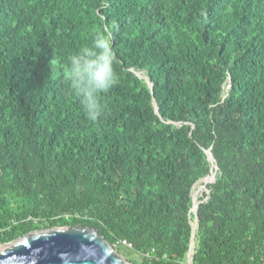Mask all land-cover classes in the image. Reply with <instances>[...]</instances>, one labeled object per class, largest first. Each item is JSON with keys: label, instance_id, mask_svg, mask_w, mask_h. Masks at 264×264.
<instances>
[{"label": "trees", "instance_id": "obj_1", "mask_svg": "<svg viewBox=\"0 0 264 264\" xmlns=\"http://www.w3.org/2000/svg\"><path fill=\"white\" fill-rule=\"evenodd\" d=\"M98 31L117 82L93 125L64 73ZM208 149L194 264H259L264 0H0V244L91 227L135 264H188Z\"/></svg>", "mask_w": 264, "mask_h": 264}, {"label": "water", "instance_id": "obj_2", "mask_svg": "<svg viewBox=\"0 0 264 264\" xmlns=\"http://www.w3.org/2000/svg\"><path fill=\"white\" fill-rule=\"evenodd\" d=\"M136 75L146 80L153 90L150 78L136 72ZM158 112V109H156ZM208 160L215 169L212 183L216 182L219 166L211 151L206 150ZM212 173V172H211ZM208 177V176H207ZM205 177V178H207ZM204 178V179H205ZM203 179V180H204ZM196 186V185H195ZM194 186V188H195ZM208 193H210L208 189ZM199 200L194 209L195 220L192 222L193 236L188 254V264H194L195 235L199 222L200 204L207 201ZM0 264H135L121 254L99 230L91 227H52L34 230L5 244H0Z\"/></svg>", "mask_w": 264, "mask_h": 264}, {"label": "clouds", "instance_id": "obj_3", "mask_svg": "<svg viewBox=\"0 0 264 264\" xmlns=\"http://www.w3.org/2000/svg\"><path fill=\"white\" fill-rule=\"evenodd\" d=\"M115 62L112 35L108 31L92 33L90 43L65 59L64 75L71 94L82 114L93 125L104 117L102 99L117 82Z\"/></svg>", "mask_w": 264, "mask_h": 264}, {"label": "rangeland", "instance_id": "obj_4", "mask_svg": "<svg viewBox=\"0 0 264 264\" xmlns=\"http://www.w3.org/2000/svg\"><path fill=\"white\" fill-rule=\"evenodd\" d=\"M140 74H142V73H140ZM143 75V74H142ZM214 170V171H213ZM212 170V173L207 177V178H205V179H207V180H201V181H199L197 184H196V186H195V188H194V191H193V194H194V196H195V202H194V205H195V203H196V201H198L199 202V200H200V198L202 197V196H204V194L205 193H208V188H207V186L209 185V184H211V181H213V178H212V176H213V174L215 173V169H213ZM215 175V174H214ZM125 253V252H124ZM126 254V253H125Z\"/></svg>", "mask_w": 264, "mask_h": 264}, {"label": "built area", "instance_id": "obj_5", "mask_svg": "<svg viewBox=\"0 0 264 264\" xmlns=\"http://www.w3.org/2000/svg\"><path fill=\"white\" fill-rule=\"evenodd\" d=\"M123 243L125 244V245H128V246H132L130 243H128L127 241H123ZM259 264H264V245H263V247H262V249H261V255H260V261H259Z\"/></svg>", "mask_w": 264, "mask_h": 264}, {"label": "bare ground", "instance_id": "obj_6", "mask_svg": "<svg viewBox=\"0 0 264 264\" xmlns=\"http://www.w3.org/2000/svg\"><path fill=\"white\" fill-rule=\"evenodd\" d=\"M214 174H213V176H212V178L214 179ZM205 180H207V179H205ZM212 182V181H211ZM197 205H198V201H196V203H195V206H194V209L197 207Z\"/></svg>", "mask_w": 264, "mask_h": 264}]
</instances>
